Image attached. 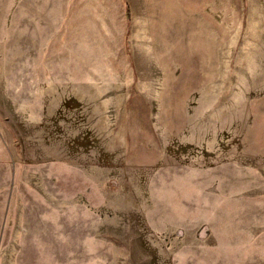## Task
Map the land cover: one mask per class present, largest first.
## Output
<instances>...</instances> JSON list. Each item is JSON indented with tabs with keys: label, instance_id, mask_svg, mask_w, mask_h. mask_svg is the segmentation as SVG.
Listing matches in <instances>:
<instances>
[{
	"label": "rangeland",
	"instance_id": "obj_1",
	"mask_svg": "<svg viewBox=\"0 0 264 264\" xmlns=\"http://www.w3.org/2000/svg\"><path fill=\"white\" fill-rule=\"evenodd\" d=\"M0 264H264V0H0Z\"/></svg>",
	"mask_w": 264,
	"mask_h": 264
}]
</instances>
